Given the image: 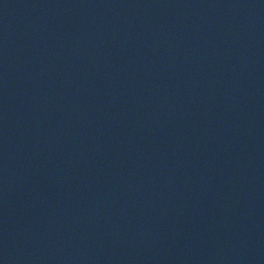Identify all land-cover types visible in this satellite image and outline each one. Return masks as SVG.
I'll list each match as a JSON object with an SVG mask.
<instances>
[{
	"label": "water",
	"instance_id": "1",
	"mask_svg": "<svg viewBox=\"0 0 264 264\" xmlns=\"http://www.w3.org/2000/svg\"><path fill=\"white\" fill-rule=\"evenodd\" d=\"M264 30V0H0V102L83 62Z\"/></svg>",
	"mask_w": 264,
	"mask_h": 264
}]
</instances>
